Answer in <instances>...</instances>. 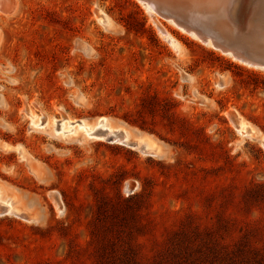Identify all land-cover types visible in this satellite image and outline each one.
I'll use <instances>...</instances> for the list:
<instances>
[{"label": "rangeland", "instance_id": "rangeland-1", "mask_svg": "<svg viewBox=\"0 0 264 264\" xmlns=\"http://www.w3.org/2000/svg\"><path fill=\"white\" fill-rule=\"evenodd\" d=\"M5 1L0 196L30 216L0 215V264H264V70L138 0ZM33 115L129 117L170 155L86 140L78 124L54 134ZM7 185L35 199L37 217Z\"/></svg>", "mask_w": 264, "mask_h": 264}, {"label": "water", "instance_id": "water-1", "mask_svg": "<svg viewBox=\"0 0 264 264\" xmlns=\"http://www.w3.org/2000/svg\"><path fill=\"white\" fill-rule=\"evenodd\" d=\"M141 1L151 4L161 17L174 20L187 32L196 35L201 43L211 44L215 50L231 56L239 63L264 70V0ZM231 115L237 127L235 119L237 113ZM107 118L101 116L95 121L103 125ZM121 123L131 129L133 135H128V132L124 130L110 133L107 127L98 128L94 134H103L110 144L121 141L129 148L153 156L156 152L148 149V143L144 138V135H150L167 149L170 155L167 144L157 139L153 134L131 128L125 122ZM17 203L22 205L18 200ZM23 208L30 211L28 205ZM6 214L7 209L0 205V215L6 216ZM31 215L33 214L31 213Z\"/></svg>", "mask_w": 264, "mask_h": 264}, {"label": "bare ground", "instance_id": "bare-ground-1", "mask_svg": "<svg viewBox=\"0 0 264 264\" xmlns=\"http://www.w3.org/2000/svg\"><path fill=\"white\" fill-rule=\"evenodd\" d=\"M6 1H8V0H6ZM5 1V2H6ZM140 3H142L143 5H145L146 7H147V9L149 10V12L150 13H152L153 15H154V18L155 17H158L159 16V14H158V12L154 9V7L151 5V4H149V3H145V2H143V1H141V0H138ZM1 4V3H0ZM13 6V5H12ZM17 7V6H16ZM11 9H13V8H11ZM10 10H8L7 9V12H9ZM8 14V13H7ZM11 14V13H10ZM156 19V18H155ZM158 19V18H157ZM161 19V18H160ZM163 20H164V18H163ZM168 20V19H167ZM159 21V20H158ZM169 22H171V23H173V24H175L180 30H182L183 32H185V33H187V34H189V35H192L194 38H197V36L196 35H194L193 33H189V32H187L183 27H180L174 20H172V19H169L168 20ZM159 23H160V21H159ZM106 24L107 25H105V26H110L111 25V21L109 20V19H107V22H106ZM161 25L163 24V23H160ZM160 27V26H159ZM161 29V28H160ZM166 30V29H165ZM163 32V31H162ZM165 33V32H164ZM208 46H212L211 44H209ZM231 57V56H230ZM232 58V57H231ZM234 60V59H233ZM248 66V65H247ZM226 78H221L220 80H219V82L218 83H220L221 85H222V87H223V85H227V83H226ZM32 111V110H31ZM66 116V115H65ZM236 116V120H237V130L241 133V134H243V135H250V136H252V135H255L256 134V132H255V130L253 129V128H251V126L241 117V116H239V114H237V115H235ZM33 117H34V115H33ZM34 119V120H33ZM32 120H33V126H34V128H41V127H45V126H47L48 124L49 125H51V127H52V130H54V134H56V133H59V131H64V133H69L71 130H68L69 129V124L70 125H73V124H78L79 125V127H81L84 131H85V139L87 140V139H97V140H106L105 139V137L103 136V134H94V132L98 129V128H108L109 129V131H110V133H112V132H115V131H122V130H124V131H126V132H128V135H133L132 134V130L131 129H129L128 127H126V126H124V125H122V124H118V125H115V126H113L111 123H110V120L107 118L106 120H105V123H103V125H102V123H98V121H96V123H95V125L93 126L91 123V125L88 123H86L87 121H80V122H72V121H70V119L69 118H65L64 120H62L61 122H56V121H53L52 120V122L50 123V122H45V123H43L42 122V120H41V118H39L38 116H35L34 118H33ZM100 121V120H99ZM56 125H57V127H56ZM47 129V128H46ZM44 130V129H43ZM82 130V131H83ZM38 131V130H37ZM44 132H47V130L46 131H44ZM77 133L79 132L78 130L76 131ZM75 133V132H74ZM76 133V134H77ZM54 134H52L53 136H55ZM75 134V135H76ZM49 135H51V133L49 134ZM72 136V135H71ZM70 136V137H71ZM74 136V135H73ZM72 136V137H73ZM70 137H69V139H70ZM144 138H145V140L147 141V143H148V149L150 150V151H155L156 153H155V155H153V156H151V157H159V158H163V157H166L167 155H168V151H167V149H165L160 143H158L157 141H155L154 139H153V137H151L150 135H144ZM63 139H65L64 137H63ZM129 139V138H128ZM70 140H72V138L70 139ZM113 144H120V145H124L121 141H116V142H113ZM4 145V144H3ZM7 146V145H6ZM125 146H128V145H125ZM1 147V146H0ZM10 148V147H9ZM7 149V148H6ZM16 149H20L21 150V148H16ZM134 149V148H133ZM11 150V149H10ZM146 155V154H145ZM1 188V187H0ZM4 189V188H3ZM5 194V193H4ZM0 195H1V190H0ZM3 197V196H2ZM14 198H16V197H14ZM4 199H6V196H5V198ZM11 200H12V198H10V199H8V200H2L1 199V196H0V205L1 206H3V207H5L6 209H7V214L6 215H15V216H18V217H20V216H22V217H27V215H29L30 216V214L27 212V215H24V213L22 214L21 213V211L22 210H20V209H17V208H12V205L10 204L11 203ZM18 206V205H17ZM24 210V209H23ZM24 211V212H25ZM26 214V213H25ZM24 215V216H23ZM33 217V216H32ZM31 217V218H32ZM30 218V219H31ZM35 218V217H34ZM26 219V218H25ZM29 219V218H28ZM36 219V218H35ZM31 220H34V219H31Z\"/></svg>", "mask_w": 264, "mask_h": 264}, {"label": "crops", "instance_id": "crops-1", "mask_svg": "<svg viewBox=\"0 0 264 264\" xmlns=\"http://www.w3.org/2000/svg\"><path fill=\"white\" fill-rule=\"evenodd\" d=\"M29 155L32 158V156H31L30 153H29ZM36 162H38V161H36ZM31 166H32V168H33L34 171L36 169V171L38 172V174H40L41 170H40V167L38 166L37 163H31ZM7 188L9 190L10 195L16 196L17 197V200L20 201V203H22V205H25V206L28 205L31 213L33 215H36L37 216V212L40 211V205L39 204H36L35 199L32 198L30 196V194L24 192L23 190L15 187V186H11V185L8 186L7 185Z\"/></svg>", "mask_w": 264, "mask_h": 264}, {"label": "trees", "instance_id": "trees-1", "mask_svg": "<svg viewBox=\"0 0 264 264\" xmlns=\"http://www.w3.org/2000/svg\"><path fill=\"white\" fill-rule=\"evenodd\" d=\"M127 123H129V124H133V121H132V119H130L129 117H124L123 118ZM134 124H137L136 122L134 123ZM142 128V127H141ZM163 140H165V139H163ZM166 142H168L167 140H165Z\"/></svg>", "mask_w": 264, "mask_h": 264}]
</instances>
